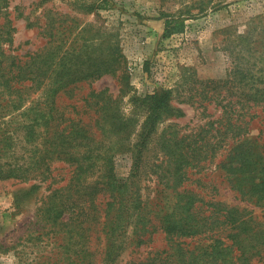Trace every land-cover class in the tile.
<instances>
[{
  "label": "trees",
  "instance_id": "1",
  "mask_svg": "<svg viewBox=\"0 0 264 264\" xmlns=\"http://www.w3.org/2000/svg\"><path fill=\"white\" fill-rule=\"evenodd\" d=\"M11 1L0 0V159L13 152L9 161L0 163V179H40L41 183L51 179L52 187L57 161L72 168L67 183L41 197L29 234L31 240L47 241L48 262L121 264L127 250L148 245L160 231L166 234L167 246L136 264L264 262V220L252 208L229 205L216 198L214 189L206 196L183 186L189 170L206 168L208 161L232 143L219 162L232 190L243 197L250 198L254 192L264 196V86L248 85L250 82L230 76L196 80L198 88L191 97L205 108L208 105L203 100L215 102L221 115L191 133H183L177 122L160 130L163 120L184 115L174 102L172 88L136 98L142 120L125 116L114 97L102 103L101 93L95 91L85 99L97 114L94 123L68 116L57 105L59 92H68L71 85L91 77L116 73L124 55L118 45L108 43L104 48L89 41L90 37L78 49L68 42L72 26L57 25L54 18L43 30L48 36L43 47L27 56L14 53L11 46L16 28L10 17ZM224 1L191 0L189 6L186 4L187 13L202 14ZM87 3L90 10L107 6V0ZM182 25L179 18L167 16L165 35L182 29ZM42 86L46 98L35 105L31 101L23 111L26 119L14 121L16 114L7 117L11 112L5 114L7 107L20 111L26 106V91ZM30 110L38 114L30 116ZM254 121L260 124L256 135L251 132ZM18 140V144L26 140L22 156L16 154ZM151 147L158 150L150 170L146 154ZM126 149L132 151L134 162L130 175L120 177L112 150ZM144 169L164 185L155 196H143ZM40 187L32 184L30 190L17 191V202Z\"/></svg>",
  "mask_w": 264,
  "mask_h": 264
},
{
  "label": "rangeland",
  "instance_id": "2",
  "mask_svg": "<svg viewBox=\"0 0 264 264\" xmlns=\"http://www.w3.org/2000/svg\"><path fill=\"white\" fill-rule=\"evenodd\" d=\"M89 1L12 0L9 7L16 28L11 46L14 53L27 56L43 47L48 40L43 30L53 18L57 25L72 26L73 35L68 42L75 43L78 49L84 47L85 38L90 37L89 41L103 44L104 48L112 43L122 51L124 58L116 73L91 77L71 85L68 92H59L57 105L68 116L93 120L94 123L97 114L88 108L85 99L95 91L101 93L102 103L110 96L114 97L117 100L115 105H119L125 116L142 120L143 115L136 108V98L161 88H172L174 102L184 110V115L163 120L160 130L177 122L183 133H191L207 120L221 115V108L215 102L204 101L198 96L208 105L205 108L191 97L198 88L196 80H218L230 76L244 83L250 82L248 85L264 86V0H225L220 7H210L205 13L195 16L187 13L186 4L188 2L189 6L191 0H107L106 7L92 10L85 6ZM167 16H175L183 22V28L169 36L165 35ZM29 22L33 24L29 26ZM26 92V106L20 111L7 107L5 114L11 111L7 117L16 114L14 121H22L26 119L23 111L31 106V101L34 100L32 105H35L46 98L45 86L33 87ZM29 112L30 116L38 114L37 110ZM259 126L258 122L252 123V134H257ZM25 141L19 144V140L16 141L15 149L19 156L24 155ZM231 146L232 143L208 161L206 168L189 170V179L183 186L206 196L214 189L218 193L216 198L229 205L248 206L264 220V196L261 192H254L249 198L232 190L229 177L225 176L226 170L219 164ZM157 150V147H151L146 154L150 170ZM12 152L2 157L0 163L9 161ZM112 153H115L117 175L129 176L134 162L132 151L112 150ZM54 168L56 178L52 187H49L51 179L43 183L40 179H0V264H51L48 262L47 241L31 240L29 234L33 231L32 223L41 197L49 194L53 187L67 183L71 176L72 168L67 163L57 161ZM146 170L141 177L143 196H155L164 185L159 183L156 175L148 174ZM32 184H41V187L17 202L16 192L30 190ZM165 246L166 234L160 231L148 245L133 252L127 250L121 264H131L132 260L136 264ZM8 247L11 249L6 250ZM255 264L264 262L255 261Z\"/></svg>",
  "mask_w": 264,
  "mask_h": 264
}]
</instances>
